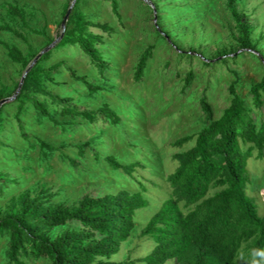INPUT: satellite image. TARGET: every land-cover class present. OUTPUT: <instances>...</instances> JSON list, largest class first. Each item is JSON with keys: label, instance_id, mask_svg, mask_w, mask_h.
Masks as SVG:
<instances>
[{"label": "rangeland", "instance_id": "obj_1", "mask_svg": "<svg viewBox=\"0 0 264 264\" xmlns=\"http://www.w3.org/2000/svg\"><path fill=\"white\" fill-rule=\"evenodd\" d=\"M227 1L118 0L117 13L110 0H81L73 6L69 20L75 10H82L95 22H108L115 28L112 33L90 28L105 39L99 45L108 66L100 72L78 46L56 49L72 0H0V26L7 24L23 35L0 27V87L6 89L7 96L16 92L27 67L10 59L3 42L17 45L30 62L34 52L49 46L47 51L53 56L46 65L60 61L64 65L55 82H47V93L59 99L71 97L68 104L81 110H97L106 102L121 117L119 124H113L102 114L95 123L80 116H63L61 105L54 106L46 94L40 98L51 106L57 122L40 116L27 102L21 128L15 121L16 107L9 104L0 116V173L6 174V180L0 181V218L20 212L26 195L46 207L59 203L71 206L85 194L104 195L122 189L133 192L145 187L150 204L137 210L129 241L113 257L131 256L137 261L147 253L152 242L141 234L142 229L169 196L167 176L178 163L174 154L192 145L179 148L175 142L208 122L201 97L208 98L219 117L230 103L232 83L252 104L251 87L264 77V0L234 2L252 28L254 50L239 46V32ZM10 4L24 10L27 24L9 13ZM148 46H154L153 55L144 76L136 81L135 66ZM70 69L86 76L98 89L91 91ZM190 69L195 78L186 86L184 79ZM254 117L258 124L264 122V95ZM39 139L54 149H43ZM85 143L81 154L79 147ZM108 155L122 164L140 165L130 175L122 168L114 169L105 158ZM249 169V192L264 215V158L250 157ZM79 230L80 224L71 221L40 228L38 233L54 239ZM8 247V237L0 236V264H9ZM29 264L51 262L46 257L32 258ZM166 264L176 263L170 260Z\"/></svg>", "mask_w": 264, "mask_h": 264}, {"label": "trees", "instance_id": "obj_2", "mask_svg": "<svg viewBox=\"0 0 264 264\" xmlns=\"http://www.w3.org/2000/svg\"><path fill=\"white\" fill-rule=\"evenodd\" d=\"M80 1L76 0L74 7ZM110 1L118 13V0ZM234 2L228 0L227 6L239 32V46L254 50L252 28ZM154 7L158 9L156 3ZM9 13L27 24L26 14L18 5L10 4ZM0 27L23 36L7 24ZM91 27L110 33L115 30L110 23L95 22L84 11L75 10L56 49L78 46L103 72L108 66L100 46L105 39ZM3 44L12 61L25 67L29 65L30 60L17 45ZM153 48L148 46L139 57L134 73L136 81L144 76ZM37 54L34 52L32 58ZM52 56V51L40 55L17 96L0 106V116L12 104L17 109L15 121L23 128L22 118L29 102L40 116L57 122L51 106L40 98L48 94L54 106L61 105L63 116H80L95 123L102 114L104 120L109 119L113 124L121 122V117L106 102L97 110H81L68 104L71 97L59 99L47 93V82H55L56 73L64 65V61L46 65ZM201 62L208 64L205 59ZM70 71L91 91L98 89L86 76ZM194 78L190 69L184 79L185 85H190ZM229 92L230 103L219 117L214 115L212 105L203 95L200 102L208 122L198 132L176 140L175 146L179 148L190 142L192 145L174 154L178 163L167 176L169 196L141 232L150 239L152 247L137 261L144 264H166L170 260L176 264H264V215L259 213L256 197L249 192L252 181L249 159L252 156L264 158V122L258 124L254 117V109L262 106L264 77L251 87L252 104L239 94L235 83L229 86ZM5 97H9L6 89L0 87V100ZM22 135L27 138V134ZM39 140L43 149H54L50 143ZM86 144L80 145L81 154ZM105 158L114 169L122 168L130 175L140 165L139 162L122 164L112 155ZM71 161L77 163L74 159ZM5 180L6 174L0 173V181ZM145 190L143 187L133 192L122 189L104 195L85 194L71 206L59 203L46 207L37 199L24 196L20 212L0 218V236L8 237L9 264H29L32 258L45 257L51 264H136L131 256L127 259L113 256L129 241L135 229L137 210L150 204ZM71 221L80 224L79 231H68L54 239L38 233L40 228L57 227Z\"/></svg>", "mask_w": 264, "mask_h": 264}, {"label": "water", "instance_id": "obj_3", "mask_svg": "<svg viewBox=\"0 0 264 264\" xmlns=\"http://www.w3.org/2000/svg\"><path fill=\"white\" fill-rule=\"evenodd\" d=\"M75 2H76V0H72L71 5L69 6V8H68V10H67V12H66V14H65V16H64V18H63V20H62V23H61L62 33H61V35L59 36V39L62 37V35H63V33H64L65 29H66V23H67L68 17H69V15H70V13H71V10H72V8H73ZM59 39H58V40H59ZM54 42H55V41H54ZM56 42H57V41H56ZM48 48H49V46H48V47H45V48L42 49L40 52H38V54L33 58V60H32V61L29 63V65L27 66V69H26L25 72L23 73V75H22V77H21V80H20V82H19V84H18V87H17L16 92H15L12 96L5 97V98L1 99V100H0V106H1L3 103H5V102H7V101H9V100H13V99L17 96V94L19 93V91H20V89H21V87H22V84H23V82H24V79H25L27 73H28L29 70L32 68V66L37 62V60L39 59L40 55H41L42 53H44L45 51H47Z\"/></svg>", "mask_w": 264, "mask_h": 264}]
</instances>
